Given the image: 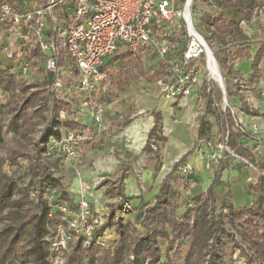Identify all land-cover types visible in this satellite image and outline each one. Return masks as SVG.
I'll return each instance as SVG.
<instances>
[{
  "label": "trees",
  "instance_id": "1",
  "mask_svg": "<svg viewBox=\"0 0 264 264\" xmlns=\"http://www.w3.org/2000/svg\"><path fill=\"white\" fill-rule=\"evenodd\" d=\"M198 4H201V9ZM262 6L264 0H193L192 10L197 17V30L204 34L211 48L214 45L218 47L226 78L238 79L236 92L230 94L238 98L240 105L237 109L249 116L264 117V112L249 106L245 96L239 92L242 90V78L230 63L232 54L229 51L230 44L248 39L241 24H249L255 19ZM15 8L20 10L18 6ZM255 20L258 22V18ZM33 52L40 61V73L43 55L38 48ZM263 55L264 40L252 57L248 85L264 79V70L259 66ZM109 60L122 61V70L110 71V87L100 96V102H108L124 92L138 78L146 82L159 81L167 68V62L159 60L156 68L146 70L140 54L127 48L114 53ZM64 63L61 56L58 64L64 66ZM53 77L52 73L43 72L32 81L21 78L17 72L9 71L7 60L0 51V111L4 109L8 114L7 127L16 132L8 154L0 157V221H5L0 228V264H48V215L52 213L53 222L58 223L62 220L55 204L65 201L69 207H74V199L62 178L54 175V171L64 168L58 158L46 156L45 149L48 139L58 137L60 129L83 128L80 121L74 118L77 104L82 102L83 97L76 94L56 96L50 89ZM50 96L55 98V115L35 139L37 126L46 121ZM206 110L213 115L216 123L226 121L228 138L231 139V129L234 126L239 128L235 116L228 111L224 118L211 102L207 103ZM61 112L65 113L63 118L60 117ZM129 121L125 119L122 126ZM158 125L159 121L155 119L148 131L146 150L152 151L150 140L157 134ZM211 127L212 123L200 117L195 131L197 140H208ZM239 135L254 139L249 131L239 132ZM237 148L240 155L255 166L254 148L242 142ZM182 162H185V155L164 175L153 202L144 206L139 221L142 233L135 223L125 220V215L119 212L128 200L116 180L104 179L105 194L117 201L109 205V213L96 234L114 227L116 240L105 246L92 243L89 248H83L81 237L77 236L65 253V264H230L236 253L245 264L264 263V174L258 177L256 183L250 184L249 188L256 198L244 205H234L230 184L226 182L227 192L217 215L213 189L219 174L213 177L205 191L185 196L183 201L177 194H172V186L179 182L176 177L181 176L180 180L184 182V176L177 171L178 164ZM6 165L15 168L7 172ZM125 177L126 174L122 173L119 178L123 180ZM51 189L56 191L52 199L49 198ZM189 202L191 206H188ZM183 206L185 210L180 213ZM162 242L166 244L164 248Z\"/></svg>",
  "mask_w": 264,
  "mask_h": 264
},
{
  "label": "built area",
  "instance_id": "2",
  "mask_svg": "<svg viewBox=\"0 0 264 264\" xmlns=\"http://www.w3.org/2000/svg\"><path fill=\"white\" fill-rule=\"evenodd\" d=\"M27 1L32 3L34 0ZM27 1L0 0V26H7L0 28L5 34L0 51L7 60L9 71L17 72L19 77L32 81L43 72L52 73L50 89L56 96L76 94L83 97L81 104L89 111V117L82 121L83 128L60 129L58 137L48 139L45 149L46 156L58 158L63 168L73 170L77 176H80L78 166L84 145L91 141L93 132L107 128L104 121L106 107L99 98L109 90L111 77L107 65L114 53L127 48L140 55L152 53L167 62L166 72L158 81L159 93L166 100L187 99L201 81L197 61L204 55L207 58V43L194 22L193 0H36L33 6L26 4ZM263 11L264 6L259 13ZM35 48L43 55L40 73V61L33 52ZM61 56L64 66L58 64ZM208 73L207 81L218 80L211 71ZM233 81L236 83L238 79ZM220 89L225 92V87ZM223 95L226 100V92ZM60 114L65 115L64 112ZM202 114L203 107L197 104L192 112L194 129ZM239 129L248 132V124L240 122ZM228 135L227 132L222 140L205 142L209 148V161L238 157L229 147ZM249 141L244 143L262 149L260 143L253 141V146L252 140ZM177 160L171 163L168 171ZM247 163V180L256 183L255 175L264 174V170L259 171L249 161ZM177 171L184 176V193L189 197L195 188L194 168L182 162ZM101 179L95 177L82 182L73 208L65 201L55 204L62 221L53 222V215L49 213L48 264H65V253L77 236L81 237L83 248H89L92 243L105 246L115 240L116 235L109 231L96 234L103 224V215H94L90 200L98 201L94 193ZM215 190L221 193L220 186H214V193ZM55 193L51 189L49 198H54ZM188 206H191L190 202ZM107 211L104 204L103 214ZM130 211L131 206L125 202L120 213L126 215ZM215 213L220 214V210ZM230 264L245 262L236 253Z\"/></svg>",
  "mask_w": 264,
  "mask_h": 264
},
{
  "label": "rangeland",
  "instance_id": "3",
  "mask_svg": "<svg viewBox=\"0 0 264 264\" xmlns=\"http://www.w3.org/2000/svg\"><path fill=\"white\" fill-rule=\"evenodd\" d=\"M27 1V0H26ZM38 1V0H37ZM36 3V0H34L32 3L27 1L26 4H32L30 6H33V4ZM201 4H198V8L201 9ZM205 9V7H203ZM257 17L259 16L261 19H263V23L264 24V11L260 12L256 15ZM194 22L196 24L197 22V17L194 14ZM260 23V22H259ZM261 28V27H260ZM255 31H254V30ZM200 30V29H199ZM257 26H252L250 28V33L251 34H255L257 31ZM204 37V34H201ZM4 37L5 34L2 31V29H0V47L3 44L4 41ZM207 43V42H206ZM208 47L211 49V51L213 52L214 58L216 60L219 72L222 76L223 79V84L225 87V92H226V100L224 99V95L218 85V83L214 80V79H210V81L208 80V70L206 68V57L204 55V57H202L201 59H199V61H197V65H198V69H199V80H201L199 82V84L197 85L196 89L193 90V93L187 98V99H191L189 102H187V104L182 107L181 109L184 110L185 113H188V116L186 118V120L181 121L183 124H186L187 122L190 123V125H192V105L194 104V100L195 98H197V104H200L203 107V114H202V118H204L207 121L213 120L214 117L211 113L207 112L206 110V105L208 102H211L218 111H220L223 115L224 118H226V114L228 111L231 112V114H233L235 116V119L237 122L240 123L239 120V116H240V112L237 109L239 106V102L236 98H232L230 96L231 94V83L230 80L226 78L225 76V68L222 62V57L220 56V54L217 52L218 51V47L217 46H212V48L209 46V44L207 43ZM143 57V64H144V68L146 70H153L157 63H158V59L154 54L146 52L144 54H142ZM109 65V69L110 70H122V66L120 64V62H115L113 60H110L108 62ZM262 66L264 68V62L262 63ZM135 95H137V98L134 101V108L130 107V109L127 112V115L124 114V116H129L130 114H135L138 110H143V112H145L146 114L152 110H156L158 108H163V109H170L172 108L174 105L170 104L169 102L163 103L164 101L160 98V96L158 95L160 92V84L158 81H154L151 83L146 82L144 79H138L137 82L135 83ZM209 87L210 90L207 91L206 88ZM233 90H235L233 88ZM250 104H252L254 102H257V105L260 104L261 106L264 105V101H260V100H250L249 101ZM196 104V105H197ZM54 105H55V98L53 96H50L49 99V103H48V109L45 112V116H46V121L40 123L37 126V132L34 135L35 139H38V137L40 136V134L42 133V131L44 130L45 126H46V122L51 120L55 113H54ZM232 107V108H231ZM231 108V109H230ZM261 108H264V106H262ZM84 116H86V111L83 112ZM149 115H153V114H149ZM62 116H65L64 114H60V117L63 118ZM153 117V116H151ZM166 119H165V124L168 123V120H172L174 117L173 116H169V118L167 117V115H165ZM7 121H8V114L4 111V109H2L0 111V134L2 136V142L0 144V157L5 156L8 154L9 150H10V146H11V140L12 137L15 135L16 132L11 131L8 129L7 127ZM121 120L119 117H114V119L110 122V126H111V130H115V132H111L109 134H116L118 135L117 138H112L111 141L109 140V144L107 145V147H104V145L107 144L103 142H101L100 140L102 139V137L104 136L103 131H100L96 140L93 143V146L91 148L92 144H88L86 146V148L84 149V151L90 152L94 149V151L92 152V154L89 155V157H86V162H81V165L87 166L88 167H93V165H91V161L94 160L95 156H100L102 154H107L108 157H112V160L114 161L115 165H119V167L117 169H110L112 172L113 170L115 171L111 176H109L108 178L105 179H110V181L116 180V184L119 185V188L123 191L124 189V180H122L120 177V174L125 173V174H134L135 176H137V181L140 184H142V178L140 177L141 174H139V169H140V165L139 167H137L136 169H134L132 167L131 162L135 161V159L138 157V155L143 156V159L145 160L146 158V168H149L150 170H153V175L155 176L157 175V173L161 172L163 174L167 173L171 163L174 162L175 160L179 159L180 156L175 157L174 159H172L170 162L165 161L164 157L165 156V152L170 151V153L174 152V149L171 147L169 148V144H171V140L173 138V130L170 129L168 127V125H163V121H162V125L158 126L157 128V134L154 135L151 140H150V145L152 147V151H147V152H142L138 151L140 150V147L138 144L135 143V145L132 144H128V142L126 140H123L122 138V145L127 148V144L131 145L128 146L131 148V150H135L138 151V153L135 152H126L121 149L122 147L117 145V142L115 141V139H120L121 135L120 132L121 130L119 129ZM186 130V128H184ZM187 131V130H186ZM184 131L180 126L176 129L175 131V135L177 136L178 139L185 141V145L187 147H189L188 149H190V155H194L193 153H196V155L204 158L205 162H204V167L206 169H208L211 173V176L214 177L217 174H219L220 178H219V182H222L223 184H226V182L229 181L230 187H231V194H232V200L234 205L238 206V205H244L246 203H250L252 202L255 198H256V194L254 193V191L252 189L249 188L250 184H253L251 181L247 180L248 177V161L245 157L241 156L240 153L238 152V148L237 145L239 142L241 141H245L248 143V140H252L253 141H258V143H260V141L256 138V137H252L255 139H250L248 136H243V135H239V132H241V130L238 128V126H234L231 129V134L233 135V137L230 139L228 138V144L229 147L238 155V157H231V156H227L224 157L220 160L217 161H209L208 157H207V153L209 151V148L205 146V142L207 141L206 138H202L201 140H197L196 135L193 136L194 137V141L192 139V137L189 136L188 132ZM213 135L209 138L211 140H222L224 139V136L226 135V133L228 131L227 128V124L226 121L223 120L221 123H217L216 126L213 127ZM251 132V131H249ZM251 134H253V132H251ZM112 137V136H111ZM208 139V140H209ZM170 141V142H169ZM125 142V143H124ZM124 143V144H123ZM253 146H255V143H252ZM106 148V149H105ZM92 149V150H91ZM109 149H112V151H109ZM159 152V156H157V153ZM254 152H255V157H256V168L259 171L264 170V155H262V150L259 149H255L254 148ZM110 155V156H109ZM112 155H115V157H113ZM90 156L92 157V159L90 158ZM90 158V159H89ZM54 160V159H52ZM82 161V159H81ZM127 162L128 164H124V162ZM187 162V161H185ZM189 163V162H187ZM208 163V164H207ZM24 164V163H23ZM154 164V166H152ZM192 168L193 165L191 163H189ZM80 165V164H79ZM15 167H11L9 165L5 166V170L7 172H12L14 170ZM79 172H80V176H77L73 170L68 169V168H64L63 170H59V171H54V175L56 176H60L62 178V182L64 184V186L66 187V189H70V185L68 183L71 182V179L73 177H77L80 178L82 176V172H81V167L78 166ZM195 171V186L197 183V176L198 175V168H194ZM180 176V175H178ZM258 179L259 176L255 175ZM181 177V176H180ZM180 177H176L178 183H175L172 186V194H177L179 197L180 201H183L185 199V193H184V182H182V180H180ZM103 179L102 178L100 180V183L97 186V190L94 193L95 196H97V200H102L101 204L99 205V203H97V201H94V199L90 200V206L91 209L94 213V215H103V222L105 221L108 213H109V205L113 201V199L109 198L106 194H105V185H103ZM154 179V178H153ZM199 186L198 188L195 189V191L193 192L194 194L199 192ZM221 189V193H219V191L215 190V197L217 199V208L218 210H220V206H221V202L224 199V196L227 192V188L224 185L223 189L222 187ZM214 191V189H213ZM69 192V191H68ZM263 202H262V206L264 207V190H263ZM102 196V197H101ZM105 200H103L104 198ZM75 200V196L73 197ZM106 201V203H105ZM104 204L108 207V211L107 214H103V208H104ZM132 211V209H131ZM130 211V212H131ZM120 212V210H119ZM129 212V213H130ZM128 215V214H126ZM123 216V215H122ZM5 224V221H0V228ZM105 231H109L111 232V234H113V236H115V229L114 227H111L109 229H106ZM116 240V238H115ZM114 240V241H115ZM112 241V242H114ZM166 244L164 242H162V246L164 248ZM85 263V262H84ZM264 264V263H262Z\"/></svg>",
  "mask_w": 264,
  "mask_h": 264
},
{
  "label": "crops",
  "instance_id": "4",
  "mask_svg": "<svg viewBox=\"0 0 264 264\" xmlns=\"http://www.w3.org/2000/svg\"><path fill=\"white\" fill-rule=\"evenodd\" d=\"M257 18H258V22H256L255 20ZM255 19H253L249 24L246 22H243L241 24V27L244 30V33L248 39L230 44L229 51L232 54V60L230 61V63L233 65L234 70L238 72L239 76H241L242 78L240 81V86L242 87V90H240L239 92L245 96L246 100L248 101L249 106L258 109L260 112H264V108H261L264 105L262 106L260 104L257 105V102H254L252 106V104H250L249 102L250 100H255V101L263 100L264 101V79L260 78L258 81L252 83L251 85L247 84V81L252 74V69H251L252 57L258 50L260 43L264 40V37H262L263 32H264V24H261L263 23V19H261L259 16L255 17ZM253 25L257 26V30H256L257 32L255 34H251L249 32L250 28ZM260 35L261 37H258ZM140 59L143 63L142 54L140 55ZM109 61L110 60H108V62ZM115 62H120L122 66V61L119 60ZM263 62H264V55L259 64V66L264 70L262 66ZM157 66H158V63L156 67ZM107 69L110 74V71L112 70L109 69V65H107ZM115 71H119V70H115ZM110 77H111V74H110ZM138 79H143V78H138ZM138 79H136L124 92H121L117 96L112 97L108 102H101L106 107L105 112H104V121L107 124V128L106 130L103 131L104 136L102 137L100 141L103 142V144L107 142V144L104 145V147H107V145L109 144L108 142L109 140L111 141L112 138L118 137V135L116 134L115 135L112 134L109 136L111 132H115V130H111V126L109 124L114 119V117H119L121 120V123L119 126V129L121 130L119 135H121V138L115 139V141L117 142V145L122 147L121 149H123L125 153L126 152L138 153V151H141V149H142V152L145 153L149 151L145 149V145H146V140L148 136V131L152 127L154 120L156 119L159 121L158 126H161L162 121H163V125H168V127L173 130V138L171 140V144H169V148L173 146L172 148L174 149V152L172 153H170V151H168L167 149V152H165L166 157H164V160L170 162L175 157H178V156L181 157L185 155V161L191 163L194 168H198L199 170L198 172L199 176H197L196 178L197 183L194 188V191L196 188H198V186L200 188L198 193L205 191L207 187L210 185L213 177L211 176L210 171L204 167V162H205L204 158L196 155V153H193L194 155H190L189 154L190 149H188L189 147L185 145L186 140L185 141L180 140L175 135L176 129L180 126L184 131L187 130L186 132H188L189 136L192 137L193 141L195 140L193 136L196 135L195 133L196 129H194L190 125L189 122H187L186 124H183L181 122L183 120L185 121L188 116V113H185L184 110H182L181 108L184 107L187 104V102H189V100H190V103H192L191 99L183 98V99H177V100H166L162 98L159 93L158 95L164 101L163 103L169 102L170 104H173L174 106L167 110L163 109L162 107L156 110L154 109L148 112L147 114L143 112V110H138L135 114H130L129 116H126L130 107L134 108L135 106L134 101L137 98V95H135L136 93L135 83L137 82ZM233 79H229L231 83V88L233 87L235 89L233 90L232 88L231 90L232 94L236 92V85H235L236 83L233 81ZM148 83H151V82H148ZM231 97L236 98L238 100L236 96H231ZM194 101L195 102L191 107L192 111H193V108L197 104L196 103L197 98H195ZM76 110L77 111L74 114V118L80 121V124L82 125V121L89 117L88 108L85 106H82L81 102L79 101L77 104ZM84 111H86V114H87L86 116H84L83 114ZM239 112H240V116H239L240 122L243 124H248V130L253 132L252 137H256L260 141V144L262 145L261 146L262 155H264V117L249 116L244 112H241V111ZM124 114L126 115L124 116ZM149 114H153V115H149ZM165 115H167L168 118L169 116H173L174 118L171 121L168 120V123L165 124V119H166ZM125 119H129L130 121L126 126L123 127L122 123ZM208 122L212 123L211 133H210V136H212L213 127L216 126L217 123L214 121V119ZM184 128H186V130ZM98 135L99 134H97V132H93L91 141L86 143L83 147V151L81 155L82 161H80V165H79L81 167L80 170L82 172V176L80 178L73 177L71 179V182L68 183L69 185L71 184L70 189H68V191L72 197L75 196V198H77L78 191H79V188L82 182H88L95 177H100L104 179L108 178L115 172L114 170L112 172L110 169H117L119 167V165L114 164L112 157H108L107 154L95 156L94 160H92L90 163L91 165H93V167H88L89 165L87 166L81 165V162L82 163L86 162L85 158L89 157V155L92 154V152L94 151V149L93 150L91 149L92 151L87 152V151H84V149L86 148L88 144H92L91 145V148H92L93 143L96 140ZM122 138L123 140H126L128 144H132V145H135V143L138 144L140 147V150L138 151H135L134 149L131 150L130 148L131 145H128V144H127V148H125L122 145ZM241 142L244 143L245 141H241ZM248 143H250L249 140H248ZM109 151H112V149H109ZM112 156L115 157V155H112ZM157 156H159V152L157 153ZM90 158L92 159L91 156ZM146 159L144 160L143 156L138 155L135 161L131 162L132 167L134 169H136L140 165L139 174H141L140 177L142 178V184L139 185L137 181V176H135L134 174L132 173L126 174V177L123 179L124 189L122 191L124 195L127 197V200H128L127 203H129L132 209V211L128 215L124 216V219L135 223L140 233L143 232V228L139 224V221L142 216V210L145 205L151 204L153 202L155 195L158 193L160 182L163 179L164 175L166 174V173L163 174L161 171L157 173V175L152 176L153 170L146 168ZM125 163L128 164L126 161L124 162V164ZM152 166H154V164ZM219 181L215 183V186L216 185L220 186V188L222 187L223 189V186L225 184ZM105 198L103 200H105ZM101 201L102 200L99 199L97 203H99L100 205ZM113 201H117V199L115 198L113 199ZM184 210H185V207L183 206V208H181L180 210V213H182Z\"/></svg>",
  "mask_w": 264,
  "mask_h": 264
},
{
  "label": "bare ground",
  "instance_id": "5",
  "mask_svg": "<svg viewBox=\"0 0 264 264\" xmlns=\"http://www.w3.org/2000/svg\"><path fill=\"white\" fill-rule=\"evenodd\" d=\"M207 68L209 71H211V74L212 75H215L218 77V73L220 74L219 72V69H218V66H217V63H216V60L214 58V55L210 54V53H207ZM215 81L218 83V80L215 79ZM223 83V81H222Z\"/></svg>",
  "mask_w": 264,
  "mask_h": 264
},
{
  "label": "water",
  "instance_id": "6",
  "mask_svg": "<svg viewBox=\"0 0 264 264\" xmlns=\"http://www.w3.org/2000/svg\"><path fill=\"white\" fill-rule=\"evenodd\" d=\"M206 50H207V53H210L211 55L213 54V52L211 51V49L208 47V45H206ZM218 81H219V85L220 87L222 88V90H224V85L222 84V80H221V75L218 73ZM223 93H225L223 91Z\"/></svg>",
  "mask_w": 264,
  "mask_h": 264
}]
</instances>
